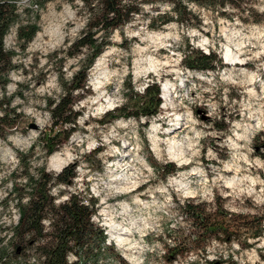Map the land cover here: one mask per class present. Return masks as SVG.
<instances>
[{
    "label": "rangeland",
    "instance_id": "rangeland-1",
    "mask_svg": "<svg viewBox=\"0 0 264 264\" xmlns=\"http://www.w3.org/2000/svg\"><path fill=\"white\" fill-rule=\"evenodd\" d=\"M20 2L24 7L28 0ZM237 3L242 10L228 7L224 14L193 4L197 14L183 15V23L173 19L154 27L148 25V18L137 16L122 32L114 30L111 43L88 67V91H74L73 109L80 113L69 133L64 125L53 127L49 114L47 99L57 98L63 90L61 75L51 62L63 55L62 76L71 79L84 54L71 57L59 51L80 33L84 16L64 0L37 8L39 16L30 12V20L39 30L25 49L13 24L5 45L15 48L18 66L6 87L8 109L16 107L18 116L9 112L15 126L7 139L0 137V246L6 245L12 253L20 245L10 238L18 209L4 201L11 172L20 166L18 153L25 154L30 168L44 164L59 173L51 167V158L69 151L72 156L66 165L75 164L76 177L72 184L52 186L51 192L57 202L75 192L97 198L91 220L106 233V243L114 246L109 253L102 251L99 264H122L117 254L128 264H209L206 259L213 264H264V233L247 239V246L241 243L243 236L232 245L212 240L206 248L188 251L171 262L163 256L168 228L188 224L179 209L184 199L211 203L219 196L228 211L264 214V0ZM169 8L166 3L160 7ZM145 10L154 12L150 5ZM26 19L23 14L22 20ZM189 48L212 51L220 60L211 69H192L183 61ZM227 49L244 64L228 65ZM102 56L108 70L118 73L97 90L93 78ZM152 81L160 87L159 97L163 81L174 84L171 102L181 115L176 133H163L173 123L169 114H161L162 98L150 118L121 114L139 111L131 91L142 92ZM174 136L177 145L171 151ZM50 143L57 147L48 153ZM168 162L178 169L166 175L155 169ZM43 223L49 225L47 220ZM36 245L22 246L19 260L37 261ZM68 259L74 260V254L69 253Z\"/></svg>",
    "mask_w": 264,
    "mask_h": 264
},
{
    "label": "trees",
    "instance_id": "trees-1",
    "mask_svg": "<svg viewBox=\"0 0 264 264\" xmlns=\"http://www.w3.org/2000/svg\"><path fill=\"white\" fill-rule=\"evenodd\" d=\"M50 1L53 0H28V3L21 7L20 0H0V137L3 139L8 138L10 129L15 126L16 119L8 117L9 112L18 116L16 107L8 109L11 102L6 86L11 81L12 70L18 65L14 58L16 50L13 47H6L5 36L13 24H16V39L19 40L21 49H25L39 30V25L30 20V12H34V17L37 18L39 16L37 8L44 7ZM64 1L76 8L77 12L84 16L86 23L80 33L66 42L59 51L71 57L79 53L84 54V57H81L83 62L81 61L77 70L73 72L71 79H64L62 76L63 55L55 52L59 57L56 62H51L56 64L55 68L61 75L60 84L63 90L57 98L47 99L48 110L53 119V127L64 125L68 133L74 130L80 113L79 110L73 109L76 101L74 91H88L86 88L88 67L103 48L111 43L110 37L114 30L119 29L122 32L124 27L137 16L148 18V25L152 27L157 26L158 22H160L158 25H162L173 19L183 23V15L197 14L192 10L193 4L221 14L227 12L228 7H238L242 10L237 3L238 0ZM164 3L170 8L160 9ZM147 5L152 6L154 12L146 11ZM23 14H27L25 21L22 20ZM191 17L186 19L190 20ZM219 60L212 51L206 53L192 48L187 49L183 57L186 66L201 70L214 68V62ZM159 93L160 87L155 81L148 83L142 92L132 90L131 96L135 98L133 106H138L140 109L134 113L121 114H133L135 117L144 115L150 118L156 114L161 103ZM124 107L125 105L120 106L118 110ZM46 147V151L51 153L57 146L55 143H50ZM24 156V153H18L20 166L11 172V188L4 198L6 204L11 201L18 209L19 216L11 228L10 238L20 245L16 244L17 247L12 253L8 251L6 245L0 246V264H12L17 260L18 264H99L102 253H109V249L114 246L112 243H106V233L91 220L97 209L94 206L97 198L93 195L84 198L79 192H75L57 202L51 192L52 186L73 183L76 177L75 164L66 165L59 173H53L44 164L30 168L29 164L25 163ZM155 169L166 175L178 168L173 162H168L155 165ZM179 209L188 224L185 228L181 226L168 228L169 242L165 243L166 251L163 255L168 262L185 255L188 251L204 249L212 240L232 245L234 241L239 244L241 237L244 236V242L241 243L247 246L249 244L247 239L259 238L264 233V214L245 215L228 211L219 201V196H216L211 203L187 198L179 203ZM44 220L49 223L47 227L43 223ZM35 244L39 259L33 262L19 260L22 256V246ZM69 253L74 254V260L68 259ZM116 257L119 263L128 264L120 254ZM206 261L209 264L214 263L213 260L206 259Z\"/></svg>",
    "mask_w": 264,
    "mask_h": 264
},
{
    "label": "bare ground",
    "instance_id": "bare-ground-1",
    "mask_svg": "<svg viewBox=\"0 0 264 264\" xmlns=\"http://www.w3.org/2000/svg\"><path fill=\"white\" fill-rule=\"evenodd\" d=\"M105 55H108V53H105ZM102 56L98 59V62L95 66V73H94V78H93V84H94V88L99 90L102 85L104 80H108L109 78H112V76L116 75L118 72L113 70V71H109L106 65V58ZM225 57L227 59V64L228 65H235L238 63H241L242 65L244 64V59H242L240 56H237V54L233 53L230 49H227L226 53H225ZM162 91H161V98H162V110H161V114L166 115L169 114L171 117V121H172V125L167 127V129L163 132L165 134H169V133H176V131L180 128L179 124H180V118L181 115L180 113H178L176 111V109L173 107V104L171 102L172 100V94H173V90L175 89L174 84L169 82V81H163L162 83V87H161ZM103 108V107H102ZM160 114V115H161ZM162 115V116H163ZM160 117V116H159ZM160 126L158 124V122L154 123L153 125V135H154V143L157 145L158 144V140L160 139ZM155 145V146H156ZM177 145V141L174 139L170 145V150L174 151V147H176ZM71 156L72 154L69 153V151L67 152H57L56 154H54V156L51 158L50 161V165L52 168L57 169L58 171L61 170V168L63 166H65L67 164V162H69L71 160Z\"/></svg>",
    "mask_w": 264,
    "mask_h": 264
},
{
    "label": "water",
    "instance_id": "water-1",
    "mask_svg": "<svg viewBox=\"0 0 264 264\" xmlns=\"http://www.w3.org/2000/svg\"><path fill=\"white\" fill-rule=\"evenodd\" d=\"M32 126H35V123L32 124ZM19 250V248L17 249V251Z\"/></svg>",
    "mask_w": 264,
    "mask_h": 264
},
{
    "label": "built area",
    "instance_id": "built-area-1",
    "mask_svg": "<svg viewBox=\"0 0 264 264\" xmlns=\"http://www.w3.org/2000/svg\"><path fill=\"white\" fill-rule=\"evenodd\" d=\"M16 30V29H15ZM5 40V39H4Z\"/></svg>",
    "mask_w": 264,
    "mask_h": 264
}]
</instances>
